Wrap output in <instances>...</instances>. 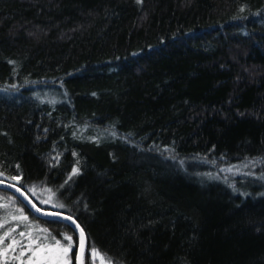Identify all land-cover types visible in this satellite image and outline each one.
I'll list each match as a JSON object with an SVG mask.
<instances>
[{"label":"trees","instance_id":"1","mask_svg":"<svg viewBox=\"0 0 264 264\" xmlns=\"http://www.w3.org/2000/svg\"><path fill=\"white\" fill-rule=\"evenodd\" d=\"M0 179L118 264H264V0H0Z\"/></svg>","mask_w":264,"mask_h":264},{"label":"rangeland","instance_id":"2","mask_svg":"<svg viewBox=\"0 0 264 264\" xmlns=\"http://www.w3.org/2000/svg\"><path fill=\"white\" fill-rule=\"evenodd\" d=\"M177 161V160H175ZM179 162V161H177ZM190 167L191 170L196 169V167H199L202 163L200 160H190L187 159L186 161ZM232 164L223 163V164H215L209 163V167L212 170H215V173L217 174V177L226 180V179H236L241 178L249 173H252L253 167L248 164L249 168L245 165H241L240 167H232ZM232 167L231 172H225L222 171V169L230 168ZM32 192V196L39 201V205L44 208L49 209H57L61 210L62 208L58 205H61V201L56 197V195L52 191H48L49 189L46 188L44 185L41 186V188L37 189H30ZM49 201V203H44V201ZM8 204L11 205V213L7 217H2L0 219V237H3V243H0V264H38V261L40 260L41 254L40 253H33L28 249V245L30 243V237L32 238H38L39 240H44L45 237H49V239L46 241L47 243H51V235L50 230L47 229L44 225L37 224L29 219H31L33 213L27 211L23 205L19 203L16 197L13 195L6 196L4 194L0 193V206ZM21 217H26L24 221L22 222L25 224L26 229L22 231H17V228L19 225H21ZM23 233V235H21ZM8 234V235H6ZM62 235H70L69 233H64ZM62 235L56 239H61ZM16 240L19 241V244H12V241ZM73 248L70 255L71 258V264L73 262V254H75L74 246L75 241L73 240ZM63 243V241H62ZM75 243V244H74ZM12 244V247L9 248L8 245ZM34 248L35 245H32ZM95 248L98 250L99 254L104 257V264H118L117 262L112 259L113 257H110L107 253L99 250L97 247L93 246L92 244L86 245L85 255H84V264L87 262L89 263V251L91 248ZM92 264H100L99 258H96L92 261Z\"/></svg>","mask_w":264,"mask_h":264},{"label":"snow or ice","instance_id":"3","mask_svg":"<svg viewBox=\"0 0 264 264\" xmlns=\"http://www.w3.org/2000/svg\"><path fill=\"white\" fill-rule=\"evenodd\" d=\"M138 3H142V0H137ZM181 164H183V161H180ZM214 163V162H213ZM254 163V162H253ZM235 167V166H232ZM232 167L222 169V171L225 172H231ZM79 172L78 168H73L72 170V175H76ZM210 175V174H209ZM248 175H251L249 173ZM71 177H69L70 179ZM12 180H17L19 177L13 176L11 177ZM4 181L0 180V184H3ZM12 187H16L15 184L12 185ZM234 187V186H233ZM17 191H20V189H17ZM48 191H51L50 189ZM44 203H49V201H44ZM59 207L63 208L64 205H58ZM31 207L35 208L34 205H31ZM35 211L40 212L41 209L35 208ZM46 216H52V217H59V213H44ZM21 219H26V217H21ZM62 219L71 221L73 230H78V235H79V241H78V246H77V255H76V260L77 264H84V259H83V253L85 250V244H84V229L80 227L78 223H76L73 220L72 216H67V217H62ZM2 226V225H0ZM8 235V234H6ZM23 235V233H21ZM30 243L28 245V249L32 251L34 254L35 253H40L41 257L40 260L38 261V264H71V258H70V253L73 248V242H72V237L69 235H62L61 239H56L55 237H51V243H47L46 241L49 239V237H45L44 240H39L38 238H32L30 237ZM4 238L0 237V243H3ZM63 241V243H62ZM19 241L13 240L12 244H19ZM12 244H9L8 247L11 248ZM32 245H35L33 248ZM96 258H99L100 264H104V257L101 256L94 247L90 249L89 251V264H92V261L95 260Z\"/></svg>","mask_w":264,"mask_h":264},{"label":"water","instance_id":"4","mask_svg":"<svg viewBox=\"0 0 264 264\" xmlns=\"http://www.w3.org/2000/svg\"><path fill=\"white\" fill-rule=\"evenodd\" d=\"M0 180H3L4 181L3 184H0V189L8 190V191L12 192L14 195H16L17 198L24 205V207H25V209L27 211H29V212L33 213L34 215H36L38 217H41V218H53V219H58V220L64 221L67 224H69V226H71L73 228L71 221H67V220L62 219V217H67V216H72V215H70V214H68V213H66L65 211H62V210L49 209V208L41 207L34 200V198H32V196L23 187H21L20 185H18L16 183H13V182H9V181L4 180V179H0ZM13 184H15L16 187H12ZM17 189H20V191H17ZM31 205H34L35 208L41 209V211L40 212L35 211V208L31 207ZM49 212H51V213H59L60 216L59 217H52V216H46V215H44V213H49ZM72 217H73V220L76 223H78L81 228H83L81 226V224L78 222V220L74 216H72ZM75 233H76V245L78 246V241H79L78 230H75ZM84 237H85L84 238V244H85V250H86L87 236H86L85 231H84ZM77 246H76V251H75V254H74V264H77V260H76ZM85 250H84V253H83V259H84V255H85Z\"/></svg>","mask_w":264,"mask_h":264},{"label":"flooded vegetation","instance_id":"5","mask_svg":"<svg viewBox=\"0 0 264 264\" xmlns=\"http://www.w3.org/2000/svg\"><path fill=\"white\" fill-rule=\"evenodd\" d=\"M73 258H74V254H73Z\"/></svg>","mask_w":264,"mask_h":264}]
</instances>
